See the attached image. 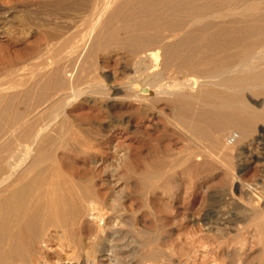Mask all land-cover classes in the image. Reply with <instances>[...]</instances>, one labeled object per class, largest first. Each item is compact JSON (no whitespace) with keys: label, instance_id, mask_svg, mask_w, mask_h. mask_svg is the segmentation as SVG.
Here are the masks:
<instances>
[{"label":"bare ground","instance_id":"obj_1","mask_svg":"<svg viewBox=\"0 0 264 264\" xmlns=\"http://www.w3.org/2000/svg\"><path fill=\"white\" fill-rule=\"evenodd\" d=\"M60 1L62 2V0ZM63 1L64 2L63 3L60 2L59 4L61 5L57 7V9H55L56 12L53 14L54 16L52 17V19H49V17H47L49 19V21H47L44 20L45 18L41 17V19L43 18V21H47L45 25L48 24V22H50V20L52 21L53 19L55 22L58 21L54 24L55 26L54 29L56 30V33L58 35L62 34L60 22L68 23V26L69 24L71 26V22H78V24L72 23V26L75 24H76L75 26L78 25L81 27L82 25L85 26L83 27L84 30L82 31L80 30L82 28L76 29L74 26L73 29L74 32H72L71 35H74V33L76 35V32L77 33L82 32V34L79 33L80 36L79 34H77L78 35L77 37H79L80 39L78 41L75 40L76 43H74L72 40L67 41L68 38L66 37H68V35L70 34L69 32H67L65 33L67 35L63 34L66 38L65 40L62 39L64 36L61 35L62 37H60L59 35L61 40L66 41L65 44L64 43L62 44L63 45L62 48L59 47L57 49L55 44L54 46H52V47H56V50L53 49L55 52L54 51L52 52L54 53V55L52 54L53 57L50 63L51 67L49 68V71L41 73L39 75V80L41 81V85L35 87L36 86L35 83V86L33 88L34 90L36 89L34 93L35 96L37 97L36 99L37 106L38 105L40 106L42 103H44L46 99L51 95L54 101L51 102V105L53 103L54 108L52 107L53 110L51 116L49 115L50 111L48 112L47 110L48 112L47 115L50 116V118L46 123L41 124L34 133H29L30 132L29 130H28L29 132H26L27 130L24 131L30 137V139L28 140L29 141L28 146H24L22 144L24 146L23 147L21 146L20 143L14 145L15 143L13 144V142L10 140V136L13 133L17 134L16 131L20 130L25 126V124L28 123V117H30L29 113L31 111V110L29 111L28 109L29 111L28 113L26 109L24 115L26 113L29 114V116L26 115L27 119L25 117H24L25 119H23L21 117V112L23 113V111L25 110L19 112L21 110L20 108H19L20 110L16 108V106H15L16 109H14V106L12 108L10 97L17 99V97L18 96L20 97L21 94L23 98L26 97L28 93L23 90L8 93L3 91V89H0V264H31L33 259L39 256L40 244L44 241V238L45 237L53 238L55 236L53 234L52 235L50 234L49 232L50 229H52V231L54 229L59 230L62 233L61 235H63L62 237L64 239H67L71 243H75L77 242L76 240H74L76 238L75 237L74 239L72 238L75 233V229L81 228L83 225L87 224V222L88 223L90 222L91 224L95 225V229L91 226L90 227L96 230L97 237L100 238L101 241L99 240V242H97L95 238L96 242H93L89 251L86 252L84 264H96L97 255L100 257L99 264H123L126 262H122L123 256H121V254H124L126 252L134 253L136 249L139 247V245H136L137 243L136 244L133 243V245H131V243H129L128 241L122 243L117 242L118 239L117 237H120L122 235V232L120 231L121 230L120 226L116 222L117 221H119L118 223L121 222L123 218L120 217L122 216V212L121 210L118 209L117 205L110 203L109 200L105 198L106 196L103 197L105 193L101 197L100 195L101 191L97 189L98 186L95 185L96 189L93 188L92 186L93 184L90 181V177L88 176V178H86L89 171L87 174H85V176H83L84 175L83 173L81 174L82 177L78 176L77 179L75 178L76 179L75 180L73 179L72 176L70 179L67 178L68 174L66 175V173L63 172L61 166L60 165L55 166V164L57 163L54 164L52 163L51 160H49L51 163L48 164L49 165L51 164V166H49L48 164H44V161L45 160L47 161V159H51L50 157L52 156L50 150H48L46 145H51V146L53 145L52 147L58 148L61 145H64L63 144L65 143L64 141L66 140L68 141L69 138L73 140L74 143L77 142L78 144H80V146H83L82 144H85L83 142L85 140H82L81 137V135H86V131L84 130V128L78 127L76 133L74 134L69 133L70 130H68L67 128L68 127L67 122L69 119H67L66 117L68 116L65 115V111L68 108V106L83 96L85 97L88 96L90 100L96 98H102L105 102V107L107 111L110 113V115L108 114L110 118H112L113 116H117V117L120 116V118L126 117V120L125 119L124 120L126 121L127 124H129L134 128H138V127L142 128L143 131L145 130L146 132L148 129L153 128L156 114H159V116L164 115L169 126H172L176 130H178V132H180L178 134H181V136L180 135L179 136L182 137V138L179 137L182 140V146L181 148L178 146L179 147L178 149L184 153V154L179 153L180 155L183 154V156L175 159L171 155L173 152L172 153L169 152L171 153L170 154L171 156L169 155L171 158L170 157H169L170 159L168 158L169 160L179 159L180 161L177 162L179 166L180 164H182L183 166L184 163L186 164L187 162L190 161L192 163L193 160L195 159L198 160L197 157L199 156L203 157L205 154L208 160H209L208 158L209 156H211V158L212 157L222 158L224 161L229 160V157L231 159L232 156V150L230 149L231 146L230 143L226 141L229 135L227 138L225 136L232 129L236 130L233 142L243 143L244 147L246 148L248 146H251L254 142L257 143L258 139L264 141L263 138L260 137L250 138V136L254 134L253 133L254 131L252 130H255L253 127L256 124L259 125V123H261V125L264 126V102L260 104V107L259 104H257L259 108L258 107L254 108L255 106L254 107L253 105L251 106V104H249V102L245 100L243 95V92L245 90L248 91L251 90L254 92L253 94L257 92L258 95L257 94L256 95L259 97L260 95L262 96L264 95V42H263L264 38L262 39L264 34L262 31L258 30L259 29L258 23H260L264 18V7L260 5L259 0H66V1L63 0ZM233 1L244 2L245 6L238 10H232L230 8V4ZM53 3L54 5L51 4L48 5V7L52 5L54 7L58 2L56 1ZM41 11L42 9L40 10V12L38 11L37 14L41 13ZM33 13L36 14V12ZM27 14L30 15V13ZM48 15H50V13ZM35 20L32 22L34 23ZM36 21L38 22V20ZM40 21L42 22V20H39V22ZM79 22H82L80 23L82 25H80ZM72 26L70 28H72ZM38 28L45 29L44 26L43 27L40 26ZM41 30L42 29H40V31ZM50 30L47 29V31ZM75 30L78 31L75 32ZM255 30L259 31V33L257 32L259 36L256 35L255 37L256 32L252 34ZM54 32L55 31H53V33ZM75 35L74 37L72 36L73 39L74 38L76 39ZM49 38L51 37L49 36L48 39ZM69 39H71V37ZM45 40L47 41V39ZM51 40L53 39L51 38ZM61 40L60 43L62 42ZM54 41H52V43H55ZM110 41H114L115 43H117V45L119 46V50L122 48L124 49L123 50L124 54H126L125 52H127L131 56V60H130L131 62L129 64V67L127 66V64L126 66L128 69L127 71L132 72V74L130 73L131 75L129 74L130 76H128V78H126L127 76L126 77L123 76L124 80H122L121 82L119 81L118 83L115 82L111 84L109 83L104 84L105 81L102 83L101 82L102 80L97 79L98 77H95L96 80H94L91 83H85L83 81V78L80 81L81 76L85 75V74L82 75V73H85L86 70L84 71L83 68L79 65V63L77 65H79L80 68L79 69L76 68L78 67L76 63L82 59H85L86 56L79 60L78 55L83 53L82 51L85 48L87 49V46L91 48V50H87L88 52L92 51L93 49L99 50ZM62 50L65 51L62 52ZM85 50L84 52L88 53ZM206 50L210 51V53L206 54L205 53ZM48 51L50 50L48 49ZM124 57H126V55ZM77 59L79 61H77ZM174 68H176V70L178 69L181 71L183 70L185 73L187 72L186 74L180 72L185 75L183 77V80L181 79L182 81H179L175 77L178 81H176V79L175 81L174 80L172 81L173 79L172 77H174L175 76L174 75L171 77L172 79L169 82L163 83L164 81L163 76L165 71L173 70ZM90 71L91 70H89V72ZM1 77L0 79H2ZM32 77L34 76H31V78ZM18 81L15 83H18ZM12 82L11 84L14 85V82L13 83ZM19 85L17 84V87ZM21 86L24 87V85ZM12 89H14V87ZM23 101L22 104L24 103ZM160 104L168 105L166 107L170 106L171 108L169 109H171L170 110L171 115L168 114L165 115V113L162 110L158 109L157 106ZM33 105L34 103L30 106L33 108L35 106ZM31 116H35V115L32 114ZM92 117H93V113H92ZM93 120L95 121V119ZM54 125L56 126L54 127V129H52ZM117 127L118 125L114 122L108 123L107 125H105V131L107 133L104 135L106 136L103 135L102 137L110 136L112 132L116 131ZM102 128L103 126L101 127V129ZM95 131L94 132L91 131L90 134L92 135V133H94L95 135L96 134ZM134 131L135 133L137 132L136 130ZM24 132H23V136H24ZM96 132L98 134V131ZM231 132L232 131H230V133ZM100 134L102 133H99V135ZM27 135L25 136L27 137ZM13 136L17 137L15 135ZM176 136L173 135V137ZM86 137L89 138L88 135H86ZM86 137L85 139H87ZM176 138L178 140V137ZM95 139H90V140L88 139L89 144L90 143L93 144L94 142L102 140V138L98 140ZM12 144L13 146H16V149L18 145L19 147L21 146L22 148L20 147V149L18 148L19 150L17 149L14 151L13 148L11 147ZM89 144H87V146ZM171 144L169 146H171ZM77 148L79 149L78 145ZM178 149L177 152L179 151ZM99 152L101 154V151ZM114 152L115 151H113V153ZM235 152L237 153L236 150ZM78 153H80V151L77 152L76 155ZM248 153L249 152H247V154ZM116 154L117 153H115V156ZM118 155L117 157H119ZM244 155H245V151H244ZM165 156L167 155L165 154ZM205 156L204 159L201 157L203 159L201 160V162L204 161V165L205 163H207L205 162L206 160ZM217 158L214 159L216 160ZM241 158L240 161L243 160V158L242 159ZM244 158H246V156ZM214 159L212 158L213 161ZM257 159L258 157H255L253 161L250 162L255 163ZM165 160L167 161L166 158ZM197 160L194 162H197ZM170 162L171 161H169V164L166 163L167 166L170 165ZM210 162L212 163V161ZM210 162L208 164H210ZM217 162H219L218 164H220V161L217 160ZM156 163H158V161H156ZM172 163L170 166L171 168L173 167ZM177 163L176 166L178 165ZM52 164L54 165L52 166ZM164 164L163 166H159L158 164L156 165H158V167L161 168L164 167ZM188 165L186 164V166ZM195 165L198 164H193V167ZM198 166H196V169ZM254 166L257 167L258 165L254 164ZM188 168H190V166ZM231 168L234 169L233 167ZM242 168H245V170L247 168L249 169V165L247 166L245 165V167ZM185 169L186 168H184V171L186 172ZM172 170H174V168ZM170 171L171 170H169V172ZM110 174H112V172ZM261 177L264 178L263 176ZM142 182L144 183V180ZM153 188H155V183ZM252 188L249 187V189ZM251 191L252 190L248 191V193L249 192L251 193ZM254 191H255V187L253 188V192ZM255 192L257 193V190ZM258 192L260 191L258 190ZM262 193L263 192H261V194ZM261 196L264 197L263 194ZM249 197H247V199ZM258 197L259 196L257 197L255 196L256 199ZM253 199L251 200L253 201ZM247 204L246 206L248 207ZM143 206H145V204ZM252 206H253L252 208H254L253 204ZM145 208L146 207H144V209ZM258 208L252 209V216L250 215L251 216L250 226L251 228H252V224L255 226L254 230H252L253 233L250 234L253 237H255V239L257 238L258 242L262 244L263 247L261 251L262 253H264V209L258 210ZM248 219L246 218L245 221H247ZM213 224L214 223L211 221L206 222L208 231L213 232V229L218 230L219 228L222 227V226L219 227L217 225L215 226ZM245 224L246 225L248 224L249 226V223L246 222ZM239 225L241 226V224H238V227H240ZM246 225L244 227H247ZM235 226L237 228V225ZM233 229L235 230V227ZM236 231H238V229ZM220 233L222 232L220 231ZM241 234L243 235V233H241L240 231V234L235 235V237L237 236L238 239H240ZM102 235H104V237H100ZM217 235L218 234H215V236H213V238L215 237V240H213V242L215 243L216 246L213 243L212 245L215 246L217 249L224 251L226 256L229 257L230 253L225 250V246L228 244L225 241L227 240L225 239L226 236H223L222 234H221L222 236H217ZM252 236L251 238L254 240ZM188 238L191 239L190 242H195L196 244V241L193 239V236L190 235ZM242 239L243 238L237 240V242L241 241ZM199 241L201 243H204L203 240L202 241L198 240V242ZM254 241L253 243H256ZM207 244L208 243H206L205 246H208ZM237 244L235 245V247L238 246ZM190 246L191 247L189 248L191 249L185 251L186 252L185 261L187 263L191 258L192 249L195 245L193 243V247L191 244ZM202 248L205 247L202 246ZM217 249H214L216 250V253H217ZM236 249L234 250L236 251ZM235 251H233L232 253L235 254ZM241 251L242 250H239L238 252ZM183 252L184 250L182 251V253ZM96 253L98 254L96 255ZM180 253L181 252H179L178 254L182 256V254ZM205 254H203V256ZM192 255L195 256L194 253ZM235 255L237 256V254ZM206 256L207 255H205V257ZM194 258H196V256ZM168 262H169V257L168 255H165L164 250H161L158 247H154V248L152 247V249H150L137 261L135 260V261L127 262V264H156V263L175 264L173 262L171 263V261L170 263ZM59 264H73V263L62 262ZM189 264H191V262Z\"/></svg>","mask_w":264,"mask_h":264},{"label":"rangeland","instance_id":"obj_2","mask_svg":"<svg viewBox=\"0 0 264 264\" xmlns=\"http://www.w3.org/2000/svg\"><path fill=\"white\" fill-rule=\"evenodd\" d=\"M56 1L58 3H56V5L54 6L55 8H54L53 2H56ZM259 1H260V5H262L264 7V0H259ZM60 2H61L60 0H55V1L54 0L53 1L52 0H0V64H1L0 65V75L2 76V77L0 76L2 78V79H0V81L1 80L3 81V82L1 81V83H0L1 84L0 89H3V91L8 92V93H12V92H16V91H22V90L26 91L28 93V95L26 97H23L24 99L22 98L21 94H20V97L19 96L17 97V99L10 97L11 106H12V108L14 106V109L20 108L21 110L19 109L20 110L19 112L25 110V111H23V113L21 112V117L23 119H25V118L27 119L26 115L29 116V114H30L31 118L33 117L32 119L30 117H28V123L25 124V126H24L27 129L23 127L20 130L16 131L17 134L13 133L10 136V140L13 142V144L15 143L14 145L20 143L21 146H23V145L28 146L29 145L28 140L30 139V137L24 131L27 130L26 132L30 131L29 133H34L37 130V128L41 124L46 123L48 121V119L50 118V116L52 115V110L54 108V104L52 103V105H51V102H54V101H53V98L51 97V95L46 99V101L44 103H42L40 106L39 105L37 106V101H36L37 97L35 96V93H34V91L36 89L34 90L33 87L35 86V83H36L35 87L41 85V81L39 80V75L41 73L49 71V68L51 67L50 63H51L52 57L54 55V53H52V52L54 50H56V47H57V49L59 47L62 48V46H63L62 44L66 43V41L61 40L60 37L67 35L65 33L69 32L70 34L66 38L69 39L71 37V39H69V40L67 39V41L72 40L74 43H76L75 40L78 41L80 39L79 37H77L78 36L77 34H79V33L82 34V32L77 33L76 31H78V30H75L76 35H75V33H74V35H75L76 39L75 38L73 39L74 35H71L72 32H74L73 31L74 26L76 24H78V22H71V26H72V23L73 24L76 23L75 25L72 26V28H70L71 27L70 24H69V26H70L69 27L68 23H61L60 22L61 31H62V34H61L62 36L59 34L60 37L56 33V30L54 29L55 28L54 24L58 21L55 22L53 19L52 21H54V22H52L50 20V22H48V24L45 25V23H47V21H49V19H52V17L54 16L53 14L56 12L55 9H57V7H59L61 5V4H59ZM63 2L64 1L62 0L61 3H63ZM51 4H53L52 6H50L51 8L48 7V5H51ZM244 6H245V3L241 2V1H233L230 4V8L232 10H238V9L243 8ZM41 9H42L41 13L37 14V12L38 11L40 12ZM31 12L32 13L36 12V14L35 13L32 14ZM27 13H30V15ZM49 13L51 16L48 15ZM39 16H40V18H39ZM41 17L45 18L44 20H47V21H43V18L41 19ZM47 17H49V19ZM31 18H32V20H31ZM33 18H34V20L35 19L38 20V22L35 20V22L33 23L32 22V21H34ZM30 20H31V22H30ZM39 20H42V22L40 21L41 22L40 23ZM36 22H37V24H36ZM263 22H264V18L262 19V21L260 23H258V28H259L258 30L262 31L264 34ZM80 23H82V22H79V24ZM36 25L37 26L40 25L41 27L44 26L45 29L44 28H38L40 26L37 27ZM80 25H82V24H80ZM259 25H261V26H259ZM78 26H75V28L76 29L82 28V29H80L81 31L84 30L83 27L85 25H82V27L81 26L78 27ZM46 28L48 30H50V29L51 30L47 31ZM64 28H66L67 30ZM40 29H42V30L40 31ZM45 30H46V32H45ZM258 30L257 31L255 30L252 33V34H254L256 32L255 37H256V35L259 36ZM53 31H55L54 32L55 34L53 33ZM43 32H45V33H43ZM80 34H79V36H80ZM47 36L48 37L50 36L53 40H51V38L48 39ZM40 38H42V39H40ZM66 38L64 36L62 39L65 40ZM263 38H264V36L262 37V39ZM45 39H47V41ZM60 40L62 41L61 43H60ZM49 41H50L51 45H50ZM52 41H54L55 43H52ZM54 44L56 45V47H52V46H54ZM89 48L90 47L87 46V49L85 48L86 50L85 49L84 50L85 51L91 50V48L90 49ZM102 48L99 50L97 49L98 51L96 49H93L94 51L93 50L89 51V52L87 51L88 53H85L83 50L82 51L83 53L78 55L79 60L86 56L85 59H82L80 61L77 59V61H79V62L76 63V65L79 63V65L83 68L84 71L86 70L85 73H82V75L83 74H85V75L81 76L80 81L83 78V81L85 83H91L94 80H96L95 77H98L97 79L102 80L101 81L102 83L105 81L104 84H108V83L111 84V83H115V82L118 83L119 81L121 82L122 80H124V77H126V76H127L126 78H128V76H130L132 74V72L127 71L128 70L127 66L129 67V64L131 62L130 61L131 56L127 52H125L126 54H124V51H123L124 49L121 48L119 50V46L114 41L108 42ZM48 49L50 51H48ZM63 51H65V50H62V52ZM205 53L208 54V53H210V51L206 50ZM125 55H126V57H124ZM47 64H48V66H47ZM126 64H127V66H126ZM79 65H77L78 67H76V68L79 69L80 68ZM174 69L165 71V73L167 75L164 73L163 83L169 82L172 78H173L172 81L173 80L175 81L176 78L179 81L183 80V77L185 76L184 74H186L187 72L185 73L183 70L181 71L179 69L176 70V68H174ZM89 70H91V71L89 72ZM125 71L128 73H126ZM171 71L173 74L171 73ZM175 71H177V72H175ZM180 72H182L184 74H182ZM124 73H125V75H124ZM25 76H26V78H25ZM31 76H34V77L31 78ZM172 76H174V77H172ZM177 79H176V81H178ZM12 80L14 82V85L16 84L15 86L13 84H11ZM34 80H35V82H34ZM17 81H18V83H15ZM32 82H34V83H32ZM17 84L18 85L20 84V85L17 87ZM21 85H24V87ZM13 87H14V89H12ZM28 88H29V90H28ZM250 91L251 90H249V91L245 90L243 92L245 100H247V102H249V104H251V106L252 105H253V107L255 106L254 108L258 107L257 104H259V107H260V104L264 102V98H263L264 95L263 96L260 95V97H261L260 98L259 96H257L258 95L257 92L255 94H253L254 92L251 91L252 92L251 93ZM29 94L30 95L32 94L31 97ZM33 95H34V97H33ZM253 95H256V96H253ZM87 97L83 96L80 99H78L77 101L73 102L71 105L68 106V108L65 111V115H67L69 117L68 118L65 116L67 119H69L67 122V126H68L67 128H68V130H70V132L69 131L68 132L74 134L77 132L78 127H80V128L83 127L84 130L86 131V135H88L89 138H87L86 135H81V137H82V140H85L87 143L85 141H83L85 144H82L83 146H80V144H78L77 142L74 143V141L69 138L68 141L67 140L64 141L65 142V143H63L64 145H61L58 148L52 147L53 145L52 146L46 145L48 150H50V153L52 156L50 157L51 159H47V161L45 160L44 164L51 163L49 160H51L52 163H54V164L57 163V164H55V166L60 165L63 172L66 173V175L68 174L67 178H69V179L71 178V176L73 177V179H75V178L77 179V177L81 176V174H83V173H84L83 176H85V174H87L89 171L86 178H88V176L90 177V181L93 184L92 185L93 188L96 189V186H98L97 189H99L102 192V194L100 192L101 197L105 193L103 197L106 196L105 198L107 200H109L110 203L118 206V209L121 210V212H122V216H120V217H123V218H122L120 223H118L119 221H117L116 223L120 226V229H121L120 231L122 232L121 236L125 237V238H122L121 236L117 237L118 238L117 242L122 243V242L128 241L129 243H131V245H133V243L134 244L137 243L136 245H139V247L136 249V251L134 253L126 252L124 254H121V256H123L122 262H126L123 264H127V262H131V261H135V260L137 261L145 253H147L150 249H152V247L153 248L158 247L161 250H164L165 255H168V257H169L168 263H170V261H171V263L173 262L175 264H179V262H180V264L181 263L182 264H189L190 262H191V264H264V259H263L264 253H262V251H261L263 246L261 243L258 242L257 238L255 239V237H253L250 234V233H253L252 230H254V228H255V226L253 224H252V228L250 226L251 225L250 219L252 216V209H257L258 207H259L258 210L264 209V206H263L264 205V203H263L264 197L261 196L262 194L264 196V188H263L264 187L263 186L264 185L263 184L264 178L261 177V176L264 177V169H263L264 168V165H263L264 164V151H263V149H264V143L263 142L264 141L258 139L257 143L254 142L251 146H248L247 148L244 147L243 143L229 142L228 135L229 136H235V133H236V130L232 129V130H230L232 132L230 133V131H229L228 132L229 134L227 133L225 136L226 138L228 137L226 141H228L230 143V146H231L230 147V149L232 150L231 159L229 157V160L224 161L222 158L212 157L213 159L217 158L216 160L214 159V161H213L211 156H209L208 157L209 160H208L205 156L206 154L204 155V153H203V155L206 158L205 162H207V163H205V165H204V161L201 162V160L204 159V156L203 157L199 156V157H197L198 160L195 159L192 161V163L198 164V165L200 163V165H199L200 167L198 165H195L194 166L195 168H194L191 161L186 163L187 165L189 164L188 166H186L185 163L183 166H182V164H180V166H179V164L177 162L180 160L179 159L175 160V159L178 157H182L184 154L182 151H180L178 149L179 147L181 148V146H182V140L180 139L182 137H180L181 134H178V133H180V132H178V130H176L172 126H169L164 115L159 116V114H156V118L154 119L155 123L153 125L154 129L153 128L148 129L146 132L145 130L143 131L142 128H139V127L134 128V127L130 126L129 124H127L125 121L126 117L120 118V116L119 117L113 116L112 117L113 119L110 118L109 117L110 113L107 111V109L105 107V102L102 98H96V99L90 100L89 97H88V99H87ZM28 98H29V100H28ZM33 98H34V100H33ZM26 100H27V102H26ZM22 101L24 102L23 103L24 105L22 104ZM28 101L30 102V104ZM32 101H33L34 105L37 107H35L33 105L34 107L32 108L30 106L33 104ZM15 106H16V108H15ZM18 106H20V107H18ZM28 106H30V107H28ZM166 106H168V105L160 104L157 107H158V109L162 110L165 113V115L166 114L171 115V111H170L171 109H169L171 107L170 106L166 107ZM24 107H25V109H24ZM34 108H37V109H34ZM26 109H27L28 113L30 110L31 111L29 114L25 113V115H24V112H26ZM28 109H29V111H28ZM39 109H40V111H39ZM47 110H48V112L49 111L51 112V114L49 112L50 116L47 115L48 114ZM34 112H35V114H34ZM80 113L82 115L83 114L84 115L82 116ZM92 113H93V117H92ZM32 114L35 116H31ZM36 115H37V117H36ZM87 115H88V117H87ZM92 118L95 119V121ZM70 120H73V121H70ZM93 121H94V123H93ZM106 121L108 123L114 122L118 125V127H117L116 131H114L110 134V136L102 137L104 134L107 133L105 131V125L108 124ZM98 122H99V124H98ZM126 124L129 126H127ZM56 125H54L52 127V129H54V127ZM102 126H103V128H102L103 130L101 129ZM69 127H70V129H69ZM67 128H66V130H67ZM74 128H76V129H74ZM253 128L255 129V130H252V131H254L253 132L254 134H252V136H250V138L251 137L252 138L260 137V138H263V140H264V136H263L264 135V126L261 125V123H259V125L256 124ZM95 130L98 131V134ZM134 130H136L137 132L135 133ZM138 130H139V132H138ZM140 130L143 133H141ZM91 131L92 132L95 131L96 136L94 135V133H92V135H91L90 134ZM131 131H132V133H131ZM23 132H24V136H23ZM88 132H89V134H88ZM99 133H102V134L99 135ZM176 133H177V136H176ZM233 133H234V135H233ZM73 134H71V135H73ZM256 134H258V135H256ZM13 135L17 136L18 138L14 137ZM25 135H27L28 138ZM98 135H99V137H98ZM173 135L178 137V140L176 137H173ZM104 136H106V135H104ZM85 137L87 139H85ZM100 138H102V140L94 142L93 144L92 143L89 144L90 139L98 140ZM168 142L170 144L172 143L171 146H169L170 144ZM68 143H70V144H68ZM13 144L11 147L13 148L14 151L17 150L18 148L20 149L21 146L19 147V145H18V147L16 149V146H13ZM87 144H89L88 146L91 149L88 148ZM91 144H92V146H91ZM77 145H78L80 150L77 148ZM112 145H113V147H112ZM85 146H87V147H85ZM76 148H77V150H76ZM168 148L170 149V151ZM111 149H112V151H111ZM177 149L180 152L179 151L177 152ZM235 150L237 151V153L239 155L235 152ZM79 151H80V153H78L76 155V153ZM99 151H101V154ZM113 151H115V152L113 153ZM244 151H245V155H244ZM81 152H82V154H81ZM163 152H164V154H163ZM169 152H171V153L173 152V153L171 154ZM247 152H249V153L247 154ZM115 153H117L116 156H115ZM179 153H183V154L180 155ZM159 154H161V155H159ZM165 154L167 156H165ZM170 154L175 159L169 160L171 158ZM117 155L119 157H117ZM245 156H246V158H244ZM53 157H54V159H53ZM151 157H152V159H151ZM164 157L167 159V161L165 160ZM241 157L243 158V160H242L243 162L240 161ZM248 157L252 158V159H249ZM255 157H258V159L255 161V163L250 162V161H253V159ZM199 158H201V159H199ZM237 158H238V160H237ZM220 159H222V160H220ZM140 160H142V161H140ZM155 160L158 161V163H156ZM161 160H163L165 164L166 163L169 164V161H171L170 165H168V166H167V164L165 165L163 163V161H161ZM196 160L199 163L194 162ZM217 160L220 161V164H218L219 162H217ZM210 161H212V163ZM120 162H121V164H120ZM159 162L161 163V165ZM209 162H210V164H208ZM247 162H248V164H247ZM106 163H107V165H106ZM171 163L173 166L172 168L170 167ZM176 163L178 164L177 166H176ZM237 163H239V164H237ZM54 164H52V166ZM112 164H114V165H112ZM144 164H145V166H144ZM154 164L155 165L158 164L159 166H163V164H164V167H161L163 171L161 170L160 167H158V165L155 166ZM173 164H175V165H173ZM206 164H208V165H206ZM254 164L258 165V166L255 167ZM135 165H136V167H135ZM245 165L246 166L249 165V169L247 168L245 170V168H242V167H245ZM49 166H51V164ZM189 166H190V168H188ZM196 166H198L197 169H196ZM216 166H218V167H216ZM152 167H154V168H152ZM175 167H177V168H175ZM181 167H183V168H181ZM231 167H233L234 169H232ZM109 168H111V169H109ZM173 168H174V170H172ZM184 168H186L185 169L186 172L184 171ZM220 168H222V169H220ZM225 168H226V170H225ZM253 168H256V169H253ZM169 170H171V171L169 172ZM67 171H69V172H67ZM140 171H142L143 174ZM149 171H150V173H149ZM111 172H112V174H110ZM209 173H211L212 175ZM71 174H73V175H71ZM108 175H110V176H108ZM154 175H155V178H154ZM157 175H158V177H157ZM159 177H161V178H159ZM238 178H239V180H238ZM155 179H157V180H155ZM143 180H144V183H146V184H144L142 182ZM108 181H109V183H108ZM117 182H119V183H117ZM154 183H155V188H153ZM254 183H256V184H254ZM259 183H260V185H259ZM252 184H253V186H252ZM243 185H244V187H243ZM256 185L258 186V188ZM249 187L250 188L255 187V191L257 190V193L255 191H254L255 192L254 193L253 188L249 189ZM243 188H246V189H243ZM250 190H252L251 193L250 192L248 193V191H250ZM258 190L260 192H258ZM261 192H263V193L261 194ZM249 194L250 195L253 194V195L250 196ZM255 196L256 197L259 196L258 197L259 199L258 198L256 199ZM247 197H249V198L247 199ZM253 198H255V199H253ZM251 199H253L254 202ZM144 204H145V206H143ZM246 204L248 205V207L246 206ZM252 204L254 205V208H252L253 207ZM256 206H258V207H256ZM144 207H146V208L144 209ZM261 207H263V208H261ZM246 218L247 219L249 218V219L247 221H245ZM208 221L213 222L214 223L213 225H215V226L217 225L219 227H221V226L222 227L219 228L218 230L213 229V232L208 231L207 226H206V222H208ZM215 221H217V222H215ZM222 222H223V224H222ZM246 222L249 223V226H248V224L247 225L245 224ZM242 223L245 224L247 227H244L245 225H243ZM157 224H159V225H157ZM238 224H241L242 227L240 225L239 226L241 228L238 227ZM235 225H237V228ZM90 226L95 229V225L91 224L90 222L89 223L87 222V224L83 225L81 228H78L79 230L77 228L75 229V233L72 237L73 239H74V237L76 238V239H74L77 241L75 243H71L67 239H64L62 237L63 235H61L62 233L59 230L54 229L52 231V229H50V231H49L50 234L51 235L53 234L55 236L53 238H51V237H49V238L45 237L44 238V241L40 244L39 256L34 258L35 260L33 259L31 264H38V263H40V264H59L62 262H72L73 264H75V263L76 264H84L86 252L89 251L92 243L96 242L95 238H96L97 242H99V240H100V238L97 237L96 230H94ZM234 227H235V230L233 229ZM237 229H238V231L241 229L240 231L244 235L243 236L241 234V238H243L242 240H244L246 238L244 240L245 242L242 240L237 242V240L241 239V238L238 239V237L236 236L237 237V240H236L235 235L240 234V231L239 232L236 231ZM248 229H250V230H248ZM220 231L222 233H220ZM215 234H218L217 236H222V235L226 236L225 239H227V240H225V241L228 244L225 246V250L230 253L229 257L231 256L232 258L231 257L229 258L228 256H226L224 251L217 249L215 247L216 245L213 242V240H215V237L213 238V236H215ZM190 235L193 236V239L196 241V244H195V242H190L191 239L188 238ZM251 236L254 238V240H257V241H254L251 238ZM100 237H104V235H102ZM198 238H200V239H198ZM198 240H201V241L203 240L204 243L207 241L206 243H208L207 244L208 246H205L206 243L204 244V243H201L200 241L198 242ZM253 241L256 243H253ZM235 242H236V244L238 243L237 244L238 246H236V247H235V245H236ZM239 242H241V243H239ZM193 243L195 245L194 247H193ZM209 243H210V245H212V243H213L215 246L212 245L213 246L212 247L209 245ZM75 244H77L78 247ZM190 244L192 245L195 252L192 249L191 258L189 260L190 262L188 261V263H187L185 261V253H186L185 251H188V249L189 250L191 249V248H189V247H191ZM196 246H197V248H196ZM202 246L205 248H202ZM206 247H209V248H206ZM214 249H217V253H216V250H214ZM234 249H236V251ZM183 250H184V252L182 253ZM206 250H207V252H206ZM239 250H242V251L238 252ZM176 251H177V253H176ZM212 251H215V252H212ZM233 251H235V254H237V256L234 253H232ZM143 252H144V254H143ZM179 252H181L180 254H182V256L178 254ZM242 252H243V254H242ZM193 253L196 256V258H194L195 256L192 255ZM238 253L239 254L241 253L240 256ZM97 254L98 253H96V255ZM203 254H205L207 256L205 257V255L203 256ZM259 254H261V255H259ZM174 256H175V258H174ZM241 256H242V258H241ZM261 256H262V258H261ZM96 261H97L96 264H99L100 257L98 255H97ZM156 264H158V263H156Z\"/></svg>","mask_w":264,"mask_h":264},{"label":"built area","instance_id":"obj_3","mask_svg":"<svg viewBox=\"0 0 264 264\" xmlns=\"http://www.w3.org/2000/svg\"><path fill=\"white\" fill-rule=\"evenodd\" d=\"M228 140H229V142H233L234 136H229Z\"/></svg>","mask_w":264,"mask_h":264}]
</instances>
